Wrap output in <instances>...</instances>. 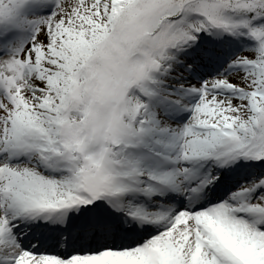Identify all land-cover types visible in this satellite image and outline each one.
Segmentation results:
<instances>
[{
    "label": "snow or ice",
    "instance_id": "snow-or-ice-1",
    "mask_svg": "<svg viewBox=\"0 0 264 264\" xmlns=\"http://www.w3.org/2000/svg\"><path fill=\"white\" fill-rule=\"evenodd\" d=\"M0 264H264V0H0Z\"/></svg>",
    "mask_w": 264,
    "mask_h": 264
}]
</instances>
